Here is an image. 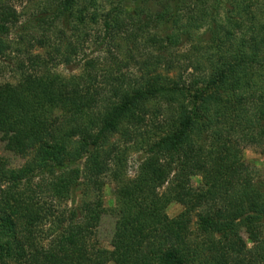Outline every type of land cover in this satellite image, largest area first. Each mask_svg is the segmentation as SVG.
Returning a JSON list of instances; mask_svg holds the SVG:
<instances>
[{"label": "trees", "instance_id": "1", "mask_svg": "<svg viewBox=\"0 0 264 264\" xmlns=\"http://www.w3.org/2000/svg\"><path fill=\"white\" fill-rule=\"evenodd\" d=\"M24 1L0 0V58ZM150 1L46 0L51 21L24 51L14 47L19 79L0 82V135L30 158L18 169L0 163V264H264V192L242 157L248 146L264 150L261 0L232 4L223 20V0H153L165 8L148 16ZM93 25L131 48L103 51L114 73H99L100 58L79 75L56 73L84 53L76 40L89 42ZM129 150L143 155L134 179ZM219 157L234 162L226 182L197 191L196 162ZM106 179L111 250L98 241ZM172 203L183 207L174 218Z\"/></svg>", "mask_w": 264, "mask_h": 264}, {"label": "rangeland", "instance_id": "2", "mask_svg": "<svg viewBox=\"0 0 264 264\" xmlns=\"http://www.w3.org/2000/svg\"><path fill=\"white\" fill-rule=\"evenodd\" d=\"M227 2H229V4H227ZM45 3L46 0H25L22 4L17 3L15 5L18 13L21 14V17L19 23L12 27L10 35L6 38L7 45L8 43L10 45L12 43L15 48L23 51L28 46H30L31 35L38 29L42 30V27L40 25L42 23L47 24L48 22H50L51 17L53 16L52 9H50V13L46 12V10H48V4ZM238 3H243V0H223V5L225 6V8L224 10H222L223 7L221 8L219 19L223 20L225 18L226 14L228 13L226 11L228 10V7L230 8L232 4L237 6ZM129 4L130 3L127 2L126 6ZM99 5H102V1H99L97 5L95 4L94 7L90 9L91 11L89 13L91 14L92 12H94L95 8L99 7ZM144 6L145 14H147L148 16L154 13H158L165 8L164 4L155 3L153 0H151ZM88 7L89 6L87 5V9ZM257 7L259 10L258 18L261 17L262 20H264V0H261ZM49 8H51L50 4ZM165 28V26L157 27L156 29H154L155 31H153L152 34H155V32H163ZM90 30L93 32L91 34V36H94L91 37V40L93 42H91V40L88 42V39L84 36L82 37V39H80V41L76 40L78 45L82 44L80 48L84 50V53H82L81 56H78L76 60H73L72 63L62 64L58 67L56 66V73H59L66 78L79 75L82 73L84 66L83 64L85 61L92 59H96L97 61L98 58H100V60L102 61V63H96L97 70L99 71V73L108 72L110 70H112L111 72L114 73L116 67L114 65H111V60L109 61L110 55L107 57L103 54V51L108 48L109 45L114 48L112 51L113 54H116V49H119L118 53H125L128 50H131L129 45L126 46L127 40L125 39V37L116 38L115 40H113L114 42H112L110 41V38H107V40L104 38V33L102 32V29H100V27H98L97 25H93ZM98 37H100L101 40L98 41ZM84 38L87 40L86 42ZM14 47L11 45V49L8 50L6 57L0 58L1 83L9 82L11 84H15L19 79V73L16 69L18 64L17 60L19 58L18 56H21V54L17 55ZM30 53L32 56H35L37 54H41V51L38 50L36 47H33ZM23 57L24 56H22L21 58ZM31 71L33 70L31 69ZM124 74H126V76L128 75V80L134 81V76L136 75L135 67H130L129 69L128 67H126L124 69ZM116 139L117 138H115L113 141H115ZM123 147L127 151V148L125 146ZM242 157L245 163L250 166L257 184L264 192V150L256 145L248 146L243 149ZM29 158L30 157L28 156L23 157L8 151L5 147V143L1 140L0 135V163L4 164L7 168L18 169L23 167L29 160ZM126 159L127 178L134 179L138 174L140 164L143 160V155L140 151L136 152L129 150L126 154ZM233 165L234 162L228 157L216 158L213 160L212 163H206L205 160L201 159L195 164V169L192 175L193 187L197 191L202 192L208 190L213 186L225 183L227 180V174L229 173ZM105 182V188L102 192V201L104 203V206L107 208L108 212L103 217L100 227L98 229V241L101 247L111 250V242L115 233V226L117 221L116 215H114V213L112 212V209L116 206V199L114 193L115 184L110 179H106ZM168 187L169 186L167 184L164 188L160 190V192H164ZM82 198V193H77V201H81ZM70 204V202L67 203L68 206H70ZM182 211L183 207L177 203L170 204L167 209V213L171 218L177 217ZM261 222L264 225V216L262 217ZM242 235L244 240L246 241L247 247L251 248L252 243L248 240V236L244 233ZM108 264L114 263L111 262Z\"/></svg>", "mask_w": 264, "mask_h": 264}]
</instances>
